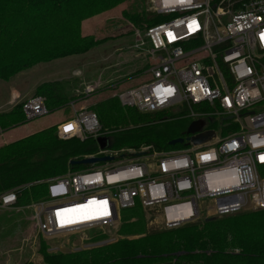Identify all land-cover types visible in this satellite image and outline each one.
<instances>
[{
  "label": "built area",
  "instance_id": "obj_1",
  "mask_svg": "<svg viewBox=\"0 0 264 264\" xmlns=\"http://www.w3.org/2000/svg\"><path fill=\"white\" fill-rule=\"evenodd\" d=\"M149 10L166 20L143 36L146 78L118 99L140 114L201 121L198 134L214 136L163 152L102 149L108 132L97 114L77 111L57 126L58 138L94 139L98 150L83 159L113 160L42 182L48 198L28 208L47 238L116 229L121 211L140 208L157 211L167 229L264 210V0H149ZM23 111L28 121L49 114L40 96ZM18 193L0 194V209L22 210Z\"/></svg>",
  "mask_w": 264,
  "mask_h": 264
},
{
  "label": "trees",
  "instance_id": "obj_2",
  "mask_svg": "<svg viewBox=\"0 0 264 264\" xmlns=\"http://www.w3.org/2000/svg\"><path fill=\"white\" fill-rule=\"evenodd\" d=\"M128 1L0 0V79L8 81L35 62L87 53L101 42L80 37V23L95 13ZM148 1L142 0L144 9L141 12L137 9L131 13L123 12V16L136 27L135 32L166 20L147 12ZM47 21H53V29L60 26L79 39L70 40L71 44L63 51L40 60L42 52L36 53L35 48L40 49L39 33ZM30 35H33L32 42L27 48L24 39ZM34 35L37 36L36 43H33ZM36 93V96L45 98L49 114L74 100L69 97L68 83L61 80L39 85ZM23 106L24 102L19 103L11 111L0 114V134L13 126L30 122ZM95 110L103 132H108L106 138L113 149H140L143 145H152L156 151H167L173 148L171 141L186 137L188 126L183 124L185 120H167L162 113L140 114L135 109L123 107L118 99L103 101ZM113 118L117 124L110 125ZM97 150L94 139L85 142L60 140L57 126L2 145L0 194L19 189V208L45 200L48 186L43 181L64 175L69 170L84 169L81 165L72 166L70 162L81 160ZM239 214L166 231L148 248L122 241L89 254L51 255L46 257V264H264V210Z\"/></svg>",
  "mask_w": 264,
  "mask_h": 264
},
{
  "label": "rangeland",
  "instance_id": "obj_3",
  "mask_svg": "<svg viewBox=\"0 0 264 264\" xmlns=\"http://www.w3.org/2000/svg\"><path fill=\"white\" fill-rule=\"evenodd\" d=\"M146 3L147 12L152 14L149 1ZM143 6L142 0H130L85 18L80 23V37H89L101 43L87 53L49 61L42 60V57L48 59L51 55L60 53L71 44L70 40L79 38L60 26L53 29V21H47L42 26L43 31L39 33L40 49L35 48L36 53L42 52V61L33 63L8 81L0 79V114H5L15 105L25 102L24 97L29 96L31 99L38 95L37 87L46 82L61 80L68 83L69 97L74 100L54 113L32 120L26 125L13 126L7 132L1 133L0 146L24 138L49 124L55 125L69 120L77 111L96 112L95 107L99 103L112 98L117 100L119 93L144 81V69L148 63L144 54L149 46L143 42V36L148 28L135 32L136 27L123 16L124 11L131 13L137 9L141 12ZM32 37L30 35L24 39L27 48L31 46ZM36 42L37 36L33 43ZM12 90L21 92L22 96L17 97V103L10 101L13 93L17 95V91ZM191 122V119L185 120L183 124L189 126ZM109 124H117L116 118ZM183 148L180 144L173 147L175 150ZM29 206L20 211L0 209V264H46V257L51 255H78L79 252L89 254L118 245L122 241L148 248L159 235L166 231H175L165 227L157 211H144L140 208L121 211L116 229H93L74 235L47 238L37 230L33 220L34 212ZM252 212L256 211H247ZM236 216L235 214L232 217ZM203 221L205 218L190 224H201Z\"/></svg>",
  "mask_w": 264,
  "mask_h": 264
},
{
  "label": "water",
  "instance_id": "obj_4",
  "mask_svg": "<svg viewBox=\"0 0 264 264\" xmlns=\"http://www.w3.org/2000/svg\"><path fill=\"white\" fill-rule=\"evenodd\" d=\"M202 126H203V123L201 121L193 122L191 125H189V127L186 130V136H187L186 139L180 138V139L173 140L170 142V145L171 146H175L178 144L181 145L184 143V140L191 141L192 144L195 146L202 145V144L209 142L213 138L214 133L210 131V132L198 134L201 131ZM98 143H99L100 148L102 149H106L109 146V140L107 138H99ZM111 160H113L111 157L90 158V159H83L79 161H71L70 165L89 166V165H93L99 162H107ZM215 219H218V218H210V219H207L206 221H212Z\"/></svg>",
  "mask_w": 264,
  "mask_h": 264
},
{
  "label": "crops",
  "instance_id": "obj_5",
  "mask_svg": "<svg viewBox=\"0 0 264 264\" xmlns=\"http://www.w3.org/2000/svg\"><path fill=\"white\" fill-rule=\"evenodd\" d=\"M14 91H17V95L16 94H12V99L10 100L12 103H17L18 101H19V99L17 100V97H20V96H22L21 95V92H19L18 90H12V92H14ZM21 98V97H20ZM27 99H29V96L28 97H24L23 98V100H27ZM17 100V101H16ZM61 122H59L58 124H53V125H48L47 127H45V128H43V129H41V130H38V131H36V132H39V131H42V130H44V129H47V128H50V127H52V126H58L59 124H60ZM36 132H31V133H29V134H25L26 136H29V135H31V134H34V133H36ZM26 136H24V137H26ZM5 142H7V140L5 141ZM1 143V142H0Z\"/></svg>",
  "mask_w": 264,
  "mask_h": 264
}]
</instances>
